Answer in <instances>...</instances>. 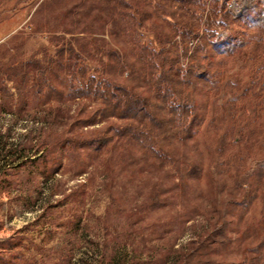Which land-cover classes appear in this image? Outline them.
<instances>
[{
	"label": "rangeland",
	"instance_id": "obj_1",
	"mask_svg": "<svg viewBox=\"0 0 264 264\" xmlns=\"http://www.w3.org/2000/svg\"><path fill=\"white\" fill-rule=\"evenodd\" d=\"M126 2L130 7L118 12L132 18L122 19L114 49L122 50L131 64L123 69L113 56L110 64L117 79L129 83L130 68L149 72L150 53L159 46L156 31L174 33L175 22L165 19L162 7ZM77 3L0 0V147L5 144L9 150L13 145L17 153L0 157V264H176L191 239L210 229L214 206L223 208L224 198L235 192L236 179L242 186L237 196L253 189L254 163L264 159V35L248 27L241 51L213 55L215 65L203 82L197 81L199 119L191 125V135L162 144L170 157L156 158L146 142L121 136L104 150L91 144L64 151L48 144L43 167L29 161L43 152L36 151L41 136L64 129L72 135L91 132L95 138L109 128L111 134L117 123L101 118L82 127L83 120H76L99 109L92 99L46 107L37 97L25 108L15 95L9 99V91L14 94L9 62L53 56V37L70 28L67 13ZM94 9L81 6L77 13L88 19ZM219 22L212 23L216 33L222 30ZM75 27L80 32L91 29L83 20ZM93 27L100 29L96 22ZM79 36L84 38L82 46L92 51L77 63L94 76L102 60L100 41ZM59 154L61 167L51 174L48 170ZM186 163L196 164L198 170L185 172ZM156 195L158 199H152ZM263 220L259 198L244 215L233 211L227 220L230 242L210 246L211 258L239 260L254 239L241 240L239 234L260 232Z\"/></svg>",
	"mask_w": 264,
	"mask_h": 264
},
{
	"label": "trees",
	"instance_id": "obj_2",
	"mask_svg": "<svg viewBox=\"0 0 264 264\" xmlns=\"http://www.w3.org/2000/svg\"><path fill=\"white\" fill-rule=\"evenodd\" d=\"M134 1L137 7L166 9L165 19L175 23L174 33L156 31L159 46L150 53L151 71L145 73L140 66L137 70L130 68L126 76V80L131 81L129 83L118 80L110 64L112 56L119 60L123 69L131 64L122 50L114 49L119 45L114 38L121 35L119 25L122 19L132 18L130 14L118 12L122 6L130 7L126 0H78L79 4L67 13L72 18L70 28L64 30V35L53 37V56L45 54L42 58H32L19 63L9 62V81L13 83L14 88V94L9 91V99L15 95L20 108L30 105L32 99L37 97L46 107L92 99L98 101L99 109H94L87 117L76 120H83L82 127L93 125L101 118L117 120L111 134H108L109 128L95 138L91 132L72 135L64 129L54 135H43L36 142V151L43 152L30 159L31 163H40L45 167L46 157L50 153L45 149L48 144L63 148L64 151L66 148L86 149L91 144L104 150L108 143L121 136H126L134 142H146L156 158H166L167 155L170 157L172 154L162 144L178 138L184 141L191 135V125L199 119L195 98L197 81L203 82L208 69L215 65L213 55L241 51L245 43L243 35L246 29L255 28L264 35V0ZM87 5L89 10L95 8L94 14L92 17L88 14V19H81L77 9ZM140 17L145 19L147 15ZM81 20L86 21L91 29L77 31L74 25ZM217 20L221 21L218 24L222 28L218 33L212 29V23ZM95 22L100 25L97 31L92 29ZM201 26L204 28L201 29ZM80 33L100 41L102 49L99 53L102 60L100 69L94 76H88L86 66L77 63L83 53L92 51L91 47L82 46L81 41L84 38L79 36ZM125 33L127 30L124 28L123 34ZM66 35H69V38H66ZM152 143L154 144L151 145ZM15 153L16 148H13V145L9 150H5V144L0 147L2 158L8 155L14 157ZM61 161L59 154L48 172L56 173L61 167ZM186 164L185 172L192 174L198 170L196 164ZM254 165L253 189H245L243 194L237 196L242 186L239 179H236L235 187L232 188L235 192H229L224 198L223 208L214 206L216 216L210 224V229L204 235L191 239V245L182 252L176 264H262L264 229L255 234L247 230L239 234L241 240L248 237L254 239L237 261L213 259V252L208 249L213 244H218L219 247L229 244L227 220L233 211L244 215L257 198L263 201L264 207V159L256 160ZM179 172L181 171L177 167V173ZM178 175L182 181V175ZM152 199H158V195ZM261 224L264 228V220Z\"/></svg>",
	"mask_w": 264,
	"mask_h": 264
}]
</instances>
